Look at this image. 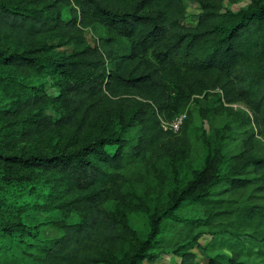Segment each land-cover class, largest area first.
Masks as SVG:
<instances>
[{"label": "trees", "instance_id": "16d2710c", "mask_svg": "<svg viewBox=\"0 0 264 264\" xmlns=\"http://www.w3.org/2000/svg\"><path fill=\"white\" fill-rule=\"evenodd\" d=\"M183 1L0 0V37L25 44L51 34L70 44L44 57L0 47V68L47 73L62 90L50 99L10 86L0 105V134L20 145L7 152L0 143V234L34 264H142L164 251L193 264L196 253L182 249L205 233L229 239L225 260L207 264H264V0L238 10L196 0L193 27L180 23ZM91 22L106 32L95 42L83 30ZM200 95L221 110L244 99L255 131L235 152L206 145L201 167L140 235L110 204L144 191L177 148L204 139L188 113ZM49 101L60 104L55 116L41 111ZM182 113L177 132L164 128ZM57 132L63 143L37 138ZM25 168L50 174L51 185L35 194ZM30 211L46 212L59 234L37 237L24 220Z\"/></svg>", "mask_w": 264, "mask_h": 264}, {"label": "rangeland", "instance_id": "374dc122", "mask_svg": "<svg viewBox=\"0 0 264 264\" xmlns=\"http://www.w3.org/2000/svg\"><path fill=\"white\" fill-rule=\"evenodd\" d=\"M249 2L250 0H223L222 5L223 8L238 10L245 8ZM183 6L184 12L180 18V23L186 27L195 26L198 14L201 12L200 4L196 0H184ZM83 30L89 42H95L100 36L106 34L104 27L97 22L88 23L83 27ZM50 36L51 34H45L31 43L28 42L25 44L9 37H0V47H8L11 51L28 50L29 55L33 57H44L56 52H66L70 49V44H58L64 41L62 38H50ZM10 86L11 89L15 88L18 91L43 93L50 99L59 98L62 94L60 86L55 84L47 73L43 75L37 73L25 74L19 71L8 73L0 68V105L3 103V99L6 98V89ZM196 97H199L200 100L196 101L191 99L188 106V113L191 123L196 127L197 132L203 133L204 139L206 140L190 139L187 146L177 148L174 154L166 159L159 173L154 175L144 187V191L138 188L133 194L130 193L116 203H114V200L110 204H113L115 214L121 220L133 225L140 235L147 232V223L151 214L169 203L171 193L175 188L177 189L176 186H180L192 178L194 169L201 167L206 145L210 147L216 146L228 153L235 152L242 147L247 135L251 131H255L253 123L245 122L243 118L245 114H252L248 103L244 99L232 103H223V105L229 106L231 110H221L216 98L208 97L205 99L202 98V95ZM60 110L61 107L58 101H49L46 107L41 109L46 114L53 116L58 114ZM37 138L43 144H47L49 141L58 144L63 143L67 135L62 132H57L48 140H43V136L40 135ZM0 143L7 152L19 151L20 149L17 140L12 137L9 138L8 133L0 134ZM28 145L25 147H32V145ZM22 172L24 176L23 181L35 182L37 186L34 190L35 194L37 191L40 193L45 191L51 185L50 174L41 173L34 169L30 170L29 168L22 169ZM41 177L46 179V181L42 180ZM57 185L59 184L57 183ZM181 210L184 212L191 211L188 206H183ZM33 212H28L24 220L29 225H36L32 232L37 237L51 238L59 234V230L44 218L43 215H46V212L39 215ZM167 229L169 227H165V231H163L164 237H168L171 234V231ZM227 237L226 234L216 236L205 233L199 237L197 242L189 244L182 251H193L196 253L193 264H207L209 257H217L218 260H225L222 255H224L223 253H229V239ZM17 246V242L0 234V264H34L29 256L19 251ZM161 248L157 247L155 251L157 252ZM240 255H243V253L241 252ZM100 264L109 263L102 262ZM142 264L183 263L181 262V256L177 253L164 251L154 260H144Z\"/></svg>", "mask_w": 264, "mask_h": 264}, {"label": "built area", "instance_id": "2783aa9c", "mask_svg": "<svg viewBox=\"0 0 264 264\" xmlns=\"http://www.w3.org/2000/svg\"><path fill=\"white\" fill-rule=\"evenodd\" d=\"M185 114L182 113L168 122H163L164 128H170L173 132H177L182 124Z\"/></svg>", "mask_w": 264, "mask_h": 264}]
</instances>
